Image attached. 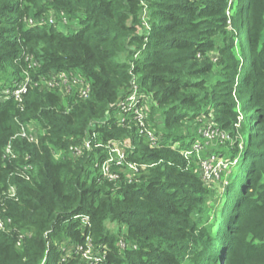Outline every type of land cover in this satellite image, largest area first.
Returning a JSON list of instances; mask_svg holds the SVG:
<instances>
[{
  "label": "trees",
  "instance_id": "16d2710c",
  "mask_svg": "<svg viewBox=\"0 0 264 264\" xmlns=\"http://www.w3.org/2000/svg\"><path fill=\"white\" fill-rule=\"evenodd\" d=\"M61 72L89 98L46 87ZM133 82L153 140L114 117ZM238 111L244 145L220 152L236 171L209 205L184 153L207 152V116L234 137ZM99 140L137 171L104 177ZM0 217V264H86L88 238L99 264H264V0H0Z\"/></svg>",
  "mask_w": 264,
  "mask_h": 264
},
{
  "label": "built area",
  "instance_id": "2783aa9c",
  "mask_svg": "<svg viewBox=\"0 0 264 264\" xmlns=\"http://www.w3.org/2000/svg\"><path fill=\"white\" fill-rule=\"evenodd\" d=\"M31 22V21H29ZM27 80L20 84L16 89L12 91L13 95L17 99V101L21 102L22 93L26 92ZM46 87L55 88L58 92H60L63 96H66L71 91V86H77V94L83 98L87 99L91 93V86L88 82H84L82 78H77L72 76L71 74H67L65 72L59 73V75L52 77L47 82L45 81ZM8 93V91H5ZM150 100L142 90L133 82L130 93L120 99L117 103L116 109L114 111V117L118 120L119 124H124L126 121L132 119L134 120L140 127V133L145 135L153 140V132L146 126V119L148 115V104ZM217 133L218 130H211L209 128L203 130V135L207 139H214L215 137H219ZM21 137L28 138L29 141H35V129L30 127L29 134H26L24 128H22L21 133L19 134ZM223 137V136H221ZM114 144L108 146L106 144L97 143L99 146H102L106 150V158L101 163L103 176L110 180H117L120 176V173L124 171L125 168H128L132 171H137V167L135 164L127 162L126 156V146L121 141H112ZM90 148V141L87 139L84 140L82 146L71 147L69 151V156L75 158L82 152V148ZM192 150L184 153L185 158L188 160L194 154H198L197 151L200 150V145L195 142L192 145ZM6 152H10V146L7 147ZM197 152V153H196ZM189 154V155H188ZM213 159V158H212ZM210 160V158H208ZM225 162V161H224ZM226 163V162H225ZM201 171L204 174L202 180L204 182H211L215 179L216 176H213V171L217 170V168L208 165L206 162L201 164ZM214 177V178H213ZM14 196V190L12 188L7 192L6 198H10ZM8 220V219H7ZM83 221H86V217H82ZM5 229V223L0 217V230ZM93 245L91 240L88 238L86 240V247H77L78 251H80L82 255V259L86 264H99L101 258L98 257L95 253V249H93Z\"/></svg>",
  "mask_w": 264,
  "mask_h": 264
},
{
  "label": "rangeland",
  "instance_id": "374dc122",
  "mask_svg": "<svg viewBox=\"0 0 264 264\" xmlns=\"http://www.w3.org/2000/svg\"><path fill=\"white\" fill-rule=\"evenodd\" d=\"M47 18H48L49 22H53L52 20L56 19V16L50 15ZM42 24H43V21H42ZM76 28L77 27H74V29H76ZM244 56H245V54H244ZM28 60H29L30 64L33 65L32 60L30 58H28ZM243 66H244V64H243ZM23 75L26 76L25 80H27L28 77L26 75V72H23ZM15 86L17 87V85H15ZM16 87H14V88H16ZM60 95L64 99H67L70 96V95L63 96L61 93H60ZM239 112L240 111H238V121L234 125L235 126L234 137H232L230 135V133H228L226 131H219L220 133H217L219 135V138L218 139L214 138L213 141H211L209 143V145L205 148V150H207L206 153L202 150L201 151L199 150V151H197L198 154L192 155L189 159L190 163L195 164V166L197 167V168H195L196 173L199 174L200 177H202V178L204 177V174L202 173V171L200 169L202 163L206 162L208 165H211V166L217 168L216 171L215 170L213 171V176L215 177L216 176L215 174H217V176L215 177L214 182L211 181L213 183L212 184L213 189H212V198L209 201V205H211V204L214 205V203L217 205L219 203V200H220L219 197L224 192V188L226 187V184H227V178L229 179L230 176L232 177V174L234 173V171H236V166H237L236 158L229 161V160H227V157L225 156V154L220 155V152L223 150V153H224L228 149H230L231 147L236 145V140H238L237 145L239 147H242L244 145L243 138L239 134L240 123L244 119H243L241 112L240 113ZM201 120H202V122L205 123L207 128L214 127V124L212 123L211 117L207 116V117L202 118ZM32 123L34 124L33 128H35V126H36L35 123L34 122H32ZM26 134H29V132H26ZM221 136H223V137H221ZM112 141H116V140L108 141L106 145L108 146V144L109 145L114 144V142H112ZM98 143H101V141L99 140ZM211 149H213L214 151H208ZM61 156H63V154L60 152L55 154V158H60ZM208 158H210V160H208ZM225 160L227 163L224 162ZM216 179H222V181L220 180L219 182L215 183ZM108 226L111 228L118 227V225H116V223H110V224H108Z\"/></svg>",
  "mask_w": 264,
  "mask_h": 264
}]
</instances>
